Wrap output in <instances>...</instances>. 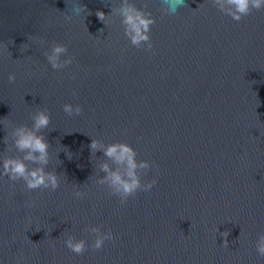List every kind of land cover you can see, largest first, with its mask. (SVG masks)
I'll return each instance as SVG.
<instances>
[{
  "label": "water",
  "instance_id": "95a60500",
  "mask_svg": "<svg viewBox=\"0 0 264 264\" xmlns=\"http://www.w3.org/2000/svg\"><path fill=\"white\" fill-rule=\"evenodd\" d=\"M136 3L156 19L152 52L130 45L118 17L107 27L96 16L120 0H0V121L30 125L47 109L49 170L61 175L55 192L0 178L3 264H264V10L236 22L209 0L176 15L161 12L165 0ZM57 43L73 57L62 70L45 57ZM6 130L0 153L16 155ZM92 138L131 144L154 162L145 179L156 186L121 205L95 183L105 158L91 157ZM101 225L115 235L103 249L64 245H90L86 229Z\"/></svg>",
  "mask_w": 264,
  "mask_h": 264
},
{
  "label": "clouds",
  "instance_id": "9594fccd",
  "mask_svg": "<svg viewBox=\"0 0 264 264\" xmlns=\"http://www.w3.org/2000/svg\"><path fill=\"white\" fill-rule=\"evenodd\" d=\"M209 3L236 22L242 21L254 10H264V0H209ZM165 5L161 9L164 15H176L180 9L187 7L186 0H165ZM146 8L147 5L138 7L136 0H120L119 7L112 9L109 15L97 11L96 16L107 27L110 17H118L130 45L152 52L154 45L151 32L156 19L151 11L145 10ZM81 12L86 13V9L84 7L77 9L73 16L85 18V15H80ZM73 16H69V19ZM68 52L66 45L57 43L51 46L50 51L45 52V57L53 70H62L73 63V57L68 55ZM8 79L14 82L16 77L10 74ZM63 111L69 116H79L82 108L68 103L63 105ZM50 124L51 115L47 109L33 113L30 125L14 126L0 121V125L10 129L6 130L7 134L3 138V143L7 146L6 152L16 153V155L0 153V178L7 177L13 183H22L29 192L36 190L55 192L60 188L61 175L56 169L49 170L51 153L45 130L49 129ZM89 149L92 158H95L98 152L105 158L95 165L94 174L97 177L95 183L107 186L110 194L117 197L121 205L127 204L129 199L136 197L138 193L150 192L156 186L155 178L145 179L154 167V162L138 159L139 154L131 144L126 142L105 144L99 139L92 138ZM67 154L71 159V154ZM85 195L84 191L74 192L76 198L82 199ZM86 231L94 237L90 245L87 240L77 239L72 235L64 240V245L76 255H82L89 247L101 250L107 241L115 240L112 230L104 231L103 225L87 228ZM222 235L227 237L228 233ZM224 246H228L227 240ZM255 249L260 257H264V234L258 235ZM0 264H3L2 260Z\"/></svg>",
  "mask_w": 264,
  "mask_h": 264
}]
</instances>
